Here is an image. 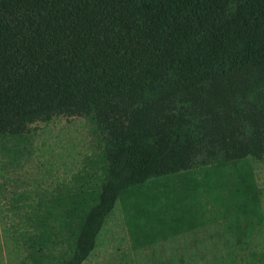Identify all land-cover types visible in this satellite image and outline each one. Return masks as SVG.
Masks as SVG:
<instances>
[{
	"label": "trees",
	"instance_id": "trees-1",
	"mask_svg": "<svg viewBox=\"0 0 264 264\" xmlns=\"http://www.w3.org/2000/svg\"><path fill=\"white\" fill-rule=\"evenodd\" d=\"M57 116L107 161L74 227L82 264L121 203L132 248L194 232L216 205L238 240L264 221V0H0V137Z\"/></svg>",
	"mask_w": 264,
	"mask_h": 264
},
{
	"label": "rangeland",
	"instance_id": "rangeland-1",
	"mask_svg": "<svg viewBox=\"0 0 264 264\" xmlns=\"http://www.w3.org/2000/svg\"><path fill=\"white\" fill-rule=\"evenodd\" d=\"M250 162L264 214V159ZM107 164L104 143L83 116L32 123L23 138L0 137V264L68 258L76 220L95 199ZM205 208L215 219L136 251L120 203L82 264H264V221L238 240L220 208Z\"/></svg>",
	"mask_w": 264,
	"mask_h": 264
}]
</instances>
